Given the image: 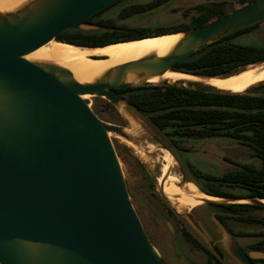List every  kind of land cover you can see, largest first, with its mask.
I'll return each instance as SVG.
<instances>
[{
	"label": "water",
	"instance_id": "water-1",
	"mask_svg": "<svg viewBox=\"0 0 264 264\" xmlns=\"http://www.w3.org/2000/svg\"><path fill=\"white\" fill-rule=\"evenodd\" d=\"M116 1L21 0L0 9V264H166L134 209L111 140L120 137L138 148L137 138L124 126L98 117L88 96L115 107L131 106L111 88L159 85L264 97V92L249 91L263 85L264 78L242 91L196 79L162 78L167 71L194 75L172 67L210 43L264 21V0L200 26L110 43L178 36L161 54L151 51L112 65L87 81L54 61L29 56L51 40L64 42L58 35L75 25L96 29L83 21ZM261 40L264 44V32ZM173 168L180 170L169 165L166 176ZM163 181L160 190L170 200L162 191ZM184 183V177L175 182ZM205 194L209 197H173L264 207V198ZM186 216L200 231L198 222ZM221 230L225 248L240 264L264 259V251L245 252L222 225ZM208 245L221 257L215 244L209 240Z\"/></svg>",
	"mask_w": 264,
	"mask_h": 264
},
{
	"label": "trees",
	"instance_id": "trees-1",
	"mask_svg": "<svg viewBox=\"0 0 264 264\" xmlns=\"http://www.w3.org/2000/svg\"><path fill=\"white\" fill-rule=\"evenodd\" d=\"M158 1H154L152 5ZM251 1L253 0H238L240 6ZM199 7H201L200 14L195 16L188 26L203 25L235 9L231 7L227 10L223 1L209 2ZM258 24L210 43L175 63L172 68L204 77H227L244 70L249 65L264 62V45L251 46L232 41L234 37L252 31ZM98 25V29L89 31L78 28L76 31L67 29L59 34L57 39L78 46L97 47L151 35L150 32L118 26L111 21H103ZM263 88L264 84L256 87L258 90H264ZM124 89L140 91L129 97L131 105L158 127L171 131L172 135L179 138L233 139L247 145L251 149V156L260 159L258 166L245 164L242 169L227 170L217 176L204 175L211 181L207 187L201 186L194 180L202 192L225 197L235 196L228 188H243L248 190V194L243 196L264 198V97L205 93L159 85ZM111 90L117 89L111 88ZM226 204L236 212L264 210L262 206L247 203ZM241 218L249 223L264 225V217L246 215ZM262 245L264 241L257 240L249 244V248L264 251Z\"/></svg>",
	"mask_w": 264,
	"mask_h": 264
},
{
	"label": "rangeland",
	"instance_id": "rangeland-1",
	"mask_svg": "<svg viewBox=\"0 0 264 264\" xmlns=\"http://www.w3.org/2000/svg\"><path fill=\"white\" fill-rule=\"evenodd\" d=\"M198 1L204 0H176L165 8L163 5H161L159 8L155 9V11L147 14L128 13L126 17H121L120 19L119 13L121 9L126 4H128V1L119 0L103 9V11L100 13V16L105 19H113V21L117 23L118 26L137 28L147 32L162 31L169 25V22H165L164 20L169 19L170 21L182 18L183 20L187 21V15L191 13L190 10L192 9V6L198 3ZM215 1L225 2V7L227 8V10H229L231 7L238 8L240 6L238 0ZM263 32V30H259V28L256 27L248 33H243L234 37L232 41L238 44L261 46L263 44L261 40V35L263 34ZM251 66L254 65H249L248 67ZM88 98L90 99L91 109L101 119L107 122L124 126L128 129L131 128V120L137 124V129L135 130L134 128L132 134L139 137L141 141H143L142 145L144 146L138 144V148H134L128 145L127 141L115 136H111V140L117 152L125 179L126 181H128L130 190L133 193L132 197H130L131 202L134 208L140 210V213L145 218L147 210H142L139 208H142V205H144L142 197L143 195H147V193L136 190L140 181L142 180L141 173L138 170L137 165L138 161L145 164L147 168V174L151 176L156 191L161 193V196L165 198L160 190L159 181L157 179L159 176L157 170V162L153 158V151L155 150L154 148H156L155 146H159L158 143L161 142L158 139L160 135H158L155 130H153L146 117L140 116L130 106L120 104L118 107H115L102 97L88 96ZM190 144H194L193 149L179 151L178 155L182 158V160L188 161L193 166V170L196 171L195 173L187 172V174L189 176H192L193 180H196L200 185L205 187H207L208 184L211 183V181L204 177V173L210 172L212 174L220 175L227 170H233L237 168L238 166L234 163L238 164L246 162L251 163L255 166L259 165L258 160L251 157V149L247 145L241 144L233 139L217 137L205 139L204 141H188L187 145L189 146ZM149 148L152 150L150 152H147V149ZM198 171L202 174L197 175ZM228 189L229 192L237 196L248 194V190L243 188ZM165 200L170 204V206H173L175 208L176 205L173 202L167 200L166 198ZM197 205L198 207H201L204 204ZM189 207L191 206H179L178 208H176L180 212H184L187 211ZM248 215L254 217H264V210L253 209L248 212ZM151 219H153L155 229L159 234V239H156V237L155 239H151L152 244L157 249L159 254L163 256L165 263L186 264L184 262L185 260H183L182 257L180 258L178 254L173 253L172 246L174 244L164 225L154 217ZM229 223L234 227L235 230L239 231L243 235H246L245 237H241L240 241L242 242L241 244L245 249H247L248 245L258 239L261 233L264 232V225L260 223H249L246 221L241 222L236 220H229ZM262 248H264V245H262ZM181 249L184 250V253H187L190 256L194 255H191L187 247H181ZM189 259L193 260V258L191 257H189Z\"/></svg>",
	"mask_w": 264,
	"mask_h": 264
},
{
	"label": "flooded vegetation",
	"instance_id": "flooded-vegetation-1",
	"mask_svg": "<svg viewBox=\"0 0 264 264\" xmlns=\"http://www.w3.org/2000/svg\"><path fill=\"white\" fill-rule=\"evenodd\" d=\"M119 1V0H118ZM128 4H126L119 13V18L126 17L128 13H140V14H147L150 12L155 11L158 7L161 5L165 7L169 6L176 0H159L157 3H152L156 0H127ZM117 2V1H116ZM209 2H216L215 0H204V1H198L194 6H192V9L190 10L191 13H189L187 21L183 20L182 18H179L177 20H164L165 22H169V25L167 28H164L162 31H155L150 32V36L155 35H161L166 33H173L177 31H181L184 29L192 28V26H188L190 24L194 17L200 14L201 7H199L201 4L209 3ZM103 21H111L113 24H116L113 19H105L100 14L91 16L89 19L84 20L83 23L97 26L96 29L99 28V25ZM260 24L257 26L259 30L264 31V21L259 22ZM196 27V26H194ZM76 28L85 30L79 27V25H75L69 29L71 31H76ZM95 30V29H90ZM156 33V34H155ZM148 37V36H147ZM263 45V44H262ZM174 69V68H173ZM176 70V69H175ZM179 71V70H178ZM117 89L114 91L118 96H121L125 98L129 102V97L133 94L140 93V91L136 89H127L124 88H115ZM250 92H264V90H258L256 88H253L249 90ZM130 103V102H129ZM131 104V103H130ZM112 105V104H111ZM132 109L135 110L140 116L146 117L141 115L139 111H137L132 105L130 106ZM147 118V117H146ZM148 119V118H147ZM150 126L155 130V132L160 135L159 140V146H155V150L153 151V155L156 154L157 150L162 149V147L166 148L168 152H170L172 155V158L174 159L175 163L173 164L174 167L180 168L179 171L175 170L174 168L170 171V174L176 175L179 179L184 177L185 183L186 182H194L192 176H189L187 172L195 173L196 171L193 170V166L185 160H182V158L178 155L179 151H186L188 149H193L194 144L187 145L188 141L192 140H200L204 141L205 139H199V138H179L174 135H172L171 131L166 130L164 128H160L157 125H155L151 120H149ZM134 135V134H133ZM136 136V135H135ZM137 142L142 145L141 139L137 137ZM144 146V145H142ZM147 146V145H145ZM152 149H147V152H150ZM252 157V156H251ZM258 160L260 164V159L258 157H253ZM137 160V159H136ZM164 162H157V170H158V181L159 177L161 175V164ZM238 167L235 169H242L245 164L251 163H234ZM138 170L141 173V181L137 187V191L145 192L147 195H143L142 200L143 204L142 208L139 209H146V216L145 218L140 213V210L135 209L137 212L143 227L145 229V232L152 242L151 239H159V234L157 230L155 229L154 221L151 218H156L159 220L164 227L166 228V231L170 235L172 241H173V253L178 254V256L183 260L186 264H240L236 259H234L230 253L225 248V238L223 236L221 225L227 230V232L234 238V240L239 244V246L245 251L252 250L249 248L245 249L242 246L241 237H245L246 235L240 233L239 231L235 230L234 227L229 223V220H236L244 222V220L241 218V216L248 215V212L250 211H233L232 207H227L225 204L220 203H205L203 206L198 207L191 206L188 208L187 211L180 212L175 206H170V204L161 196V193L156 191L153 181L151 179V176L147 174V168L144 163L138 161ZM255 166V165H254ZM234 170V169H233ZM216 171V170H215ZM202 174L201 172H197V175ZM203 175H209V176H217V174H212L210 172L204 173ZM127 188L129 191L130 197H132V191L130 190L128 181ZM195 183V182H194ZM160 184V182H159ZM195 185L198 187V185L195 183ZM202 186V185H201ZM204 187V186H203ZM199 189V187H198ZM200 190V189H199ZM201 191V190H200ZM202 192V191H201ZM235 195V194H234ZM237 196V195H235ZM240 196V195H239ZM177 207V208H176ZM217 212H228L236 215H222L218 214ZM186 214H189L194 218L196 222H198L200 226V231L197 230L195 227L191 225L189 222ZM166 221L169 222L173 228V230L169 229V227L166 224ZM247 222V221H246ZM240 233V234H239ZM211 241L220 251L221 257H219L215 252L211 250V248L208 245V241ZM257 240H263L264 241V232L261 233L260 237L256 239L253 242H256ZM251 242V243H253ZM250 243V244H251ZM181 247H187L188 251L193 256L188 255L187 253H184V250L181 249ZM172 249V248H171ZM180 254V255H179ZM196 256V257H194ZM189 257L193 258L189 259ZM264 259H252L254 264H264ZM171 264V263H170Z\"/></svg>",
	"mask_w": 264,
	"mask_h": 264
},
{
	"label": "bare ground",
	"instance_id": "bare-ground-1",
	"mask_svg": "<svg viewBox=\"0 0 264 264\" xmlns=\"http://www.w3.org/2000/svg\"><path fill=\"white\" fill-rule=\"evenodd\" d=\"M19 1L21 0H0V9L10 8ZM177 37V35H164L120 42L97 48L76 46L51 40L44 46L32 52L29 56L54 61L67 67L77 80L87 81L99 74L103 69L112 65L136 59L151 51H156L158 54H161L168 49ZM162 78L196 79L218 88L242 91L250 84L264 78V62L245 68L244 70L227 77H199L176 71H167L162 75ZM130 122L131 128H125V130L132 133L134 128L135 130L137 129V124L132 120ZM127 144L137 148L136 145L129 141ZM153 158L156 162H164L161 164L162 173L159 177V182L164 179L162 191L177 207L195 206L199 204V202L190 199L192 197H209L201 192L193 182L189 181L181 186H177L175 182L180 179L176 175L168 174L166 176L169 165L175 163L168 151L164 149L157 150L156 154L153 155ZM173 195H187L190 196V198L181 196L174 198Z\"/></svg>",
	"mask_w": 264,
	"mask_h": 264
}]
</instances>
